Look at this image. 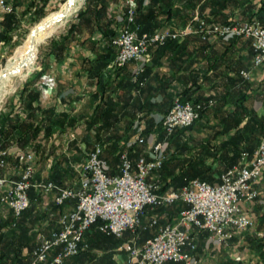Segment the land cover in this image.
Returning <instances> with one entry per match:
<instances>
[{"label":"crops","instance_id":"crops-1","mask_svg":"<svg viewBox=\"0 0 264 264\" xmlns=\"http://www.w3.org/2000/svg\"><path fill=\"white\" fill-rule=\"evenodd\" d=\"M260 2L261 0H253L257 6ZM147 3L148 0H145L144 4ZM201 4L202 0L193 7L191 19L172 18L164 21L161 28L183 27L191 22L195 15L204 18L207 24L220 23L211 20L208 8L202 15L198 8ZM178 5H181L180 2H174L173 8ZM95 8L104 10L100 21L101 25L104 24L103 29L97 26L92 15L84 14L81 18L80 30L66 40V48L63 52L58 54L49 50L37 73L22 86V92H20L21 88L16 99L10 103L8 112L5 113L9 115L10 121L17 120V124L24 123L23 129L8 128L7 143L3 147L10 148L11 151L15 148L28 149L34 153L33 174L30 179L32 184L51 180V173L56 168L55 159H58L60 152H66L67 149V152L81 156L86 155L95 144H100L101 156L107 161L111 173L118 169L119 152L126 151L134 165L140 155H147L148 142L165 140L160 137L157 123L174 97L184 90L199 96L202 103H206V99L213 96V99H219L228 92L218 102L223 104V100L226 101L222 105V111L230 108L237 97L236 94H247V106L258 116H264V66H252L250 40L243 37L210 38L203 41L205 43H201L202 40L199 41L196 36L189 35L184 37V47H174L173 50H162V52H154V48H151V59L145 81L142 86L136 87L128 81L135 67L134 62H128L126 66L116 70L109 67L116 56L117 47L111 45L112 36L105 30L106 28L112 30L115 37L124 26L123 0H104L96 4ZM190 8L192 10V7ZM239 17L236 9L231 13L230 18L240 19ZM158 18L163 20L164 15ZM1 19L3 20V16ZM110 20V24L106 27L105 24ZM77 21L78 18L74 23ZM202 44L204 46H201ZM240 70H247L250 78L247 80L243 78L240 82L234 81L240 75ZM257 97L259 104L255 105ZM217 112L219 111L208 110L186 132L190 147L196 141L206 140L219 128ZM137 118L145 122L143 131L147 129L149 122L154 123L155 126L148 134L142 132V135L148 139L147 143L130 148L127 142L137 133V129L134 128ZM57 120L66 122L61 125ZM49 121L54 122V125L47 134L45 126ZM161 127L163 128L162 123ZM221 138L222 136L217 135L214 140L217 142ZM174 149V146L168 144L165 161L176 157L171 155ZM193 152V150L189 151L187 156L193 157ZM79 160L76 165L84 158ZM59 163L57 164L62 165ZM205 164L212 170L219 169L220 166L217 160L211 159H206ZM63 167L64 164L62 167L59 166V169L65 170ZM22 168L12 151L7 158L6 167L1 169L0 173L15 180L19 178ZM155 178L158 176L156 171H153L149 174L148 180L152 181ZM160 179L162 185L163 177ZM59 180L61 185L70 186L63 182L62 176ZM217 181L218 175L214 174L209 183ZM255 186L259 195L252 202L243 204L254 220L252 227L233 231L227 243L220 245L210 239L208 231L193 229L191 236L196 244L194 255L197 264H264V169L261 179ZM30 188H32L31 193L28 194L30 203L22 213L21 225L27 229V234L33 237L34 235L36 237L38 232L48 235L52 230L59 228L60 214L70 210L74 202L66 201L61 209L53 210L52 193L46 194L34 186ZM169 191L171 190L163 192ZM149 210L151 214L143 213L140 225L135 231L128 229L123 233L121 245L107 250L104 248L92 251L98 255L109 250L113 251L112 258L115 264L119 261L115 258L117 253L123 255L122 259H127L129 256L127 245L141 246L147 238L155 234L157 226L164 224L159 222L161 218L166 219L163 215L158 216L156 209L149 208ZM11 216L12 210L0 204V233L11 234L14 230H18L6 224ZM152 217L157 219V226L149 225ZM199 240L203 241V245L201 254L198 255ZM121 246L123 248H120ZM31 250L28 251L27 248L22 250L21 254L26 258L25 262L30 261ZM214 250H217L218 254H211ZM12 259L10 255L9 258L4 257L2 261L7 263ZM168 262L164 264L176 263ZM38 264H46V262ZM62 264L79 263L68 257Z\"/></svg>","mask_w":264,"mask_h":264},{"label":"built area","instance_id":"built-area-1","mask_svg":"<svg viewBox=\"0 0 264 264\" xmlns=\"http://www.w3.org/2000/svg\"><path fill=\"white\" fill-rule=\"evenodd\" d=\"M123 7L126 24L112 41L117 53L109 67L116 70L134 62L131 79L138 86L143 85L139 75L150 59V46L163 45L167 40H180L192 34L202 40L248 39L252 49V66H264V27L257 20L233 19L224 24H207L195 15L183 27H165L140 34L134 20L135 0H123ZM0 11L10 13L12 7L5 0H0ZM240 75L246 80L250 78L247 70H240ZM213 103L214 100L209 98L206 105L212 106ZM204 106L202 102L175 98L161 118L164 130L171 134L175 129L192 125L199 119ZM144 126L142 119L135 120L137 133L127 142L130 148L148 142L142 135ZM167 147L166 140H151L147 145V155H140L134 165L126 151L119 152L118 169L111 173L107 161L101 156V145L95 144L84 160L75 166L78 179L73 186H63L52 180L32 184L34 153L28 149H13L14 157L23 168L15 180L0 173V204L8 206L15 218L28 208L31 186L46 194L52 193V200L57 205H64L69 200L74 202L70 210L60 214L57 230L48 235L42 232L36 234L37 245L31 252L30 261L17 264H62L68 257L86 249L83 236L93 224L99 222L101 232L120 237L128 229L136 230L145 208L154 210L176 201H183L187 207L179 211L175 222L157 226V219L152 217L149 225L157 226L156 233L141 246L127 245L129 256L120 259L118 264H164L167 261L197 264L194 255L196 244L191 236L193 229L208 231L210 239L220 245L232 237L233 231L254 225L243 204L252 202L259 195L255 185L264 169V138L251 155L243 153L239 164L222 172L217 182L194 178L179 190L160 192L159 178L149 181L148 176L162 167ZM12 151L0 147V170L6 167Z\"/></svg>","mask_w":264,"mask_h":264},{"label":"trees","instance_id":"trees-1","mask_svg":"<svg viewBox=\"0 0 264 264\" xmlns=\"http://www.w3.org/2000/svg\"><path fill=\"white\" fill-rule=\"evenodd\" d=\"M103 1L104 0H85L84 8L77 16L78 21L71 25V27L61 37L60 40H53L51 42L50 51L58 54L63 52V50L66 48V40L70 36H73L75 32L80 30L82 21L81 18L86 13L92 15L97 26L103 29L102 26L104 24L101 25L102 23H100V21L103 17L104 10L95 8L96 4L102 3ZM144 1L145 0H135L134 20L135 26L138 27V32L140 34L152 33L155 30L163 27L164 21L171 20L172 18L182 20L191 19L193 7L201 0H148L147 4H144ZM174 2H180L181 5L175 6L173 8ZM185 4L187 5L184 6ZM189 7H192V10L191 8L189 9ZM198 8L201 10L199 12L202 15L204 14V10L208 8V15L211 17V20L214 22H220V24L231 22L233 20L230 18L231 13L237 9L240 19L257 20L264 27V0H261L259 6L254 4L253 0H202V4L199 5ZM225 10H228V12ZM160 15H164L163 20L158 18ZM122 19L125 25V8ZM16 21L17 19L15 18L13 12L9 14L7 13L5 18H3L0 23V42L3 41L7 33L11 31L13 27H15ZM110 22L111 20L108 21L105 26L107 27ZM105 31L112 36L110 43L113 45L112 41L116 37H114L115 33L109 28H106ZM192 36H196L199 41L202 40L198 35L192 34ZM184 40L185 38H183L181 41L167 40L163 45H152L149 47V55L151 54V48H154V52H162V50H173L174 47H184ZM203 41L206 40H202L201 43H205ZM201 46L204 45L202 44ZM149 61L145 64L143 72L139 75V80L143 83L145 81L144 79L147 73L148 64L150 63ZM126 64L124 66H126ZM131 76L132 72L129 75L128 81L137 87L138 85L132 81ZM242 79L243 77L239 75L237 79H234V81L240 82ZM22 90L23 88L20 92H22ZM187 91L188 90H184L180 92L174 97V99L179 98L182 101L192 100L193 102L201 101L199 96H194L191 92L188 93ZM227 93L228 92L222 96H226ZM222 96L220 98H222ZM236 96L237 97L232 105H230V108L223 111L221 109L222 105L226 103L225 99L223 100L224 103L220 104L218 103L220 102V98L215 100L213 99V96L212 99L214 100V103L212 106H207L206 103H204L205 106L200 112L199 119L208 110H217L219 111L217 112L219 115V128L214 131L212 136L208 137L206 140L196 141L191 147L190 141L187 139L188 135L186 132L192 128L194 123L186 128H178L175 129L171 134H167L166 131L161 127V119L159 120L157 124L159 125L158 131L160 133V137L164 138L170 146H174L175 149L178 150H184L187 155L189 154V151H194L193 157L185 156V160H181L178 157H171L168 161L163 163L160 169L156 170V175L158 176L159 180H161L160 178L163 177V184L159 189L160 192L166 190H179L184 185H186L189 180L194 178L211 182L214 174L219 176L228 168L239 164L243 153L251 155L254 152L261 139L264 138V116H258L252 108L247 106V94H236ZM208 99H206V102ZM172 102L164 114L169 110ZM164 114H162V116ZM57 121L61 125H64L66 122L65 120ZM53 125L54 122L49 121L45 126V132L47 134L50 133ZM154 126V123L149 122V126L143 131V133L148 134ZM9 127H19L20 129H23L24 123L21 122L17 124V120L13 122L10 121L8 114H0V147L5 146L7 143ZM227 134L228 136H226ZM217 135L222 136V138L216 142L214 139H216ZM206 159L217 160L220 164L219 169L212 170L209 165L205 164ZM60 170L61 169H59V165H56L55 170L52 171L50 176L51 180L57 184H61V181L59 180L60 176L62 175L60 174ZM31 189L32 188L29 189L28 194L31 193ZM52 203L53 210L62 208V205H57L54 202ZM185 207H187V205L183 201H176L170 205L156 208L155 212L158 213V216L163 215V218H166L165 220L162 218L159 220L160 223L166 224L172 223L179 211ZM146 212L148 215L151 214L149 208L144 211V213ZM21 223L22 214L18 218H15L12 214L11 218L7 220L6 224L9 225L10 228L15 227V229L18 230H14V232H11V234L0 233V264H17L25 262L26 258L25 256H22V250L27 248V250L30 251L36 247L37 240L35 242V235L34 237L28 235L27 229L21 225ZM98 223L99 222L93 224L90 229L86 231L85 236L83 237V243H85L87 246L86 249L79 251L76 255L70 256L79 264H115L114 259L112 258L113 251L109 250L101 255H98L92 250L104 248L107 250L121 245L123 234L120 237H116L112 234H105L98 229ZM10 255H12L13 259L7 263H4L2 261L3 258H9ZM172 262L174 261H169L168 263ZM175 264L181 263L176 262Z\"/></svg>","mask_w":264,"mask_h":264},{"label":"rangeland","instance_id":"rangeland-1","mask_svg":"<svg viewBox=\"0 0 264 264\" xmlns=\"http://www.w3.org/2000/svg\"><path fill=\"white\" fill-rule=\"evenodd\" d=\"M5 1L12 7V12L14 13L17 21L15 27H13V29L7 33L4 40L0 42V68H1L0 73L10 65L17 52L21 50L23 46L27 44V42H29L30 40L29 37H31L30 32L37 23L38 24L40 23V25H42V23L49 21L52 17L56 18L58 14L66 6L68 5L72 6V4H69L70 1L72 0H5ZM84 4H85V0H83L80 8L73 14V16L69 19V21H67L65 24L60 26L56 31L50 33V35H48L47 38H44L40 41L38 45V49L36 51V59L30 73L28 74L24 73L16 80H14L13 83L9 86L5 97L0 101V114H5L8 112L10 103H12V101L16 99L22 86L37 73L38 69L42 65L43 60L46 59V56L51 47V42L53 40H60L61 37L68 31V29L71 27L74 21H76L79 12L84 8ZM6 15L7 14H3L0 11V23L2 21L1 17L3 16V18H5ZM258 104H259V99L257 97L255 100V105ZM69 143H71V141ZM70 145L71 144H68V146ZM67 151L66 152L62 151L59 153L60 155L58 156L56 155L58 159H55L54 164L55 166L59 162L62 163V165L64 164L63 168L65 169V171L60 170V174H62L61 176L63 178V182L67 185L73 186L76 184L78 179V174L75 169V166L80 161L79 159H83L85 155L83 154L80 156V155H76L75 153H70ZM171 155H175L176 157H179V159L185 160L186 159L185 156H187V153L184 150L174 149V152ZM53 165L51 166V169ZM62 165L60 164L59 166L62 167ZM202 245H203V241L199 240L198 247H200V251L198 252V255L201 254ZM211 254H218V251L214 250L213 252H211ZM121 256L123 255L117 253V255H115V258L117 260H120L122 259Z\"/></svg>","mask_w":264,"mask_h":264},{"label":"bare ground","instance_id":"bare-ground-1","mask_svg":"<svg viewBox=\"0 0 264 264\" xmlns=\"http://www.w3.org/2000/svg\"><path fill=\"white\" fill-rule=\"evenodd\" d=\"M82 2L83 0L70 1L69 4H72V6H66L56 18L52 17L49 21L42 23V25L39 23L32 29L29 42L17 52L10 65L0 73V101L5 97L9 86L14 80L24 73H30L40 41L69 21L80 8Z\"/></svg>","mask_w":264,"mask_h":264}]
</instances>
